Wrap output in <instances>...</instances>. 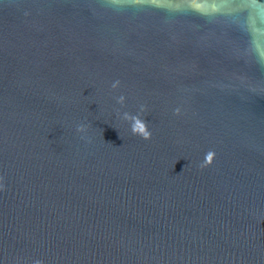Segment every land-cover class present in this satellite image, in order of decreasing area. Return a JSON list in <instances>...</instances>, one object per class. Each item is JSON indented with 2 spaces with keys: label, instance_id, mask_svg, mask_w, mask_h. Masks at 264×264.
<instances>
[{
  "label": "water",
  "instance_id": "obj_1",
  "mask_svg": "<svg viewBox=\"0 0 264 264\" xmlns=\"http://www.w3.org/2000/svg\"><path fill=\"white\" fill-rule=\"evenodd\" d=\"M35 260L264 264V0H0V264Z\"/></svg>",
  "mask_w": 264,
  "mask_h": 264
},
{
  "label": "clouds",
  "instance_id": "obj_2",
  "mask_svg": "<svg viewBox=\"0 0 264 264\" xmlns=\"http://www.w3.org/2000/svg\"><path fill=\"white\" fill-rule=\"evenodd\" d=\"M118 84H119V81L115 82V83L113 84V87L118 86ZM123 99H124V97H120V101H121V102L123 101ZM33 264H43V262H42L41 260H35V261L33 262Z\"/></svg>",
  "mask_w": 264,
  "mask_h": 264
},
{
  "label": "snow or ice",
  "instance_id": "obj_3",
  "mask_svg": "<svg viewBox=\"0 0 264 264\" xmlns=\"http://www.w3.org/2000/svg\"><path fill=\"white\" fill-rule=\"evenodd\" d=\"M136 2H137V3H139V2H140V0H136Z\"/></svg>",
  "mask_w": 264,
  "mask_h": 264
}]
</instances>
